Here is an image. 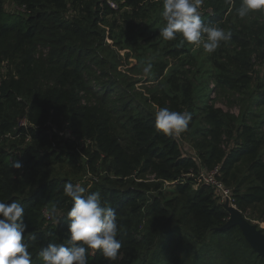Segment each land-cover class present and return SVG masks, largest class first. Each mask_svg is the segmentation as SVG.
<instances>
[{
	"label": "trees",
	"instance_id": "obj_1",
	"mask_svg": "<svg viewBox=\"0 0 264 264\" xmlns=\"http://www.w3.org/2000/svg\"><path fill=\"white\" fill-rule=\"evenodd\" d=\"M11 1L6 8L7 0H0V202L22 204L31 264H43L39 253L48 244L68 242L72 201L63 188L76 183L42 170L78 159V148L87 156L70 161L78 173H94L97 163L109 166V175L86 181V190L100 192L102 204L117 212L123 246L114 264H264L238 227H226L228 213L211 190L186 176L220 166L243 215L264 203V115L251 111L264 107V11L241 19L236 9L242 0H203L202 20L232 33L205 61L214 86L202 100L199 71L189 79L174 70L164 74L158 92L142 99L113 75L118 55L107 53L112 40L104 23L130 10L132 19L146 21L141 43L158 39L164 56L188 57L182 37L166 41L159 35L163 0H111L117 10L106 0ZM152 11H158L153 21ZM41 48L48 53L36 58ZM167 66L161 64L156 78ZM95 67L105 79L100 91L90 84L100 80L91 78ZM217 88L243 97L238 117L209 104L210 90ZM163 107L191 113L185 132L191 150L156 129L155 112ZM23 118L26 128L19 125ZM14 138L25 144L18 152L4 146ZM15 160L20 169L11 166ZM51 204L59 209L56 219L46 214ZM139 224L144 235L138 238ZM89 264L109 262L96 252Z\"/></svg>",
	"mask_w": 264,
	"mask_h": 264
},
{
	"label": "clouds",
	"instance_id": "obj_2",
	"mask_svg": "<svg viewBox=\"0 0 264 264\" xmlns=\"http://www.w3.org/2000/svg\"><path fill=\"white\" fill-rule=\"evenodd\" d=\"M203 0H163L161 13L165 25L159 35L166 41L182 37L186 41L212 54L221 42L231 40L232 33L214 23H205L201 18L200 7ZM264 11V0H242L236 13L243 19L252 12ZM152 65L143 67L148 76ZM192 119L187 111H173L168 107L155 112V127L166 136H179L188 131ZM20 169L22 164L14 161L11 165ZM65 196L72 206L67 213L69 239L67 244L50 243L39 253L43 264H89V256L99 252L109 264L114 262L122 248L118 239L119 226L114 208L103 205L100 192L87 193L80 184L66 183ZM56 219L59 209L51 204L46 213ZM57 223L59 221L57 220ZM28 225L24 222V208L18 201L0 202V264H31V253L25 242Z\"/></svg>",
	"mask_w": 264,
	"mask_h": 264
},
{
	"label": "rangeland",
	"instance_id": "obj_3",
	"mask_svg": "<svg viewBox=\"0 0 264 264\" xmlns=\"http://www.w3.org/2000/svg\"><path fill=\"white\" fill-rule=\"evenodd\" d=\"M11 2V0H7L6 8H9V3ZM18 8V6L13 7V9L16 10H18ZM151 15L152 18L150 20L153 21L154 17L158 15V11L155 13L152 11ZM145 23V20L139 22V18L132 19L130 10H124L117 15L109 16L106 18L104 28L109 32V34H111V40L113 41H108L107 45L109 46V48L107 50V53H112V55L116 53L118 55V59L116 61L118 70L117 76L112 72L115 78L120 82L124 81L129 85H133V87L131 86L132 89L131 87L130 89L136 94L137 97H141L142 99H144L145 96L150 92L154 93L155 91L158 92L160 90L161 84L164 81V74L168 76L171 71L179 70L180 73H178V76H181L183 74L189 79H192L195 72L199 71L196 74V77L199 81L201 94L203 96V98L201 99L205 100V95L207 94V86L209 85V89L214 86V83L212 80H210L208 74V71H210V67L207 66L205 62L209 58L210 54L205 53L202 46L200 48H195L194 45L189 44L188 48L190 49V55L188 57L180 56L175 59L173 57H166L164 56V52L166 49L163 47V45H156L158 39L146 42L144 44L140 42L139 31L143 27V25H145ZM152 32L153 30L148 32L149 34H147V36H150V33ZM140 45L143 46L140 47ZM39 53L45 56L48 52L46 51V49H38V55L36 58L39 57ZM141 63L143 64L141 65ZM144 63H151L152 65L151 73L148 76H145L143 73V67L146 66ZM160 63H166L168 66L167 69L164 70L163 75L159 78H156L158 75L157 70L161 66ZM100 70L101 68L95 67L92 68L91 73V78H95L98 80L100 79L99 81H90V84L96 89V91L101 90L99 82L105 81L104 78H101ZM119 94L120 92L113 93L110 98V103H113L112 101L115 98L118 99V97L120 96ZM241 98L243 97L239 94H236V91H225L222 88H217L210 90L209 104L213 105L217 109H221L226 113H231L233 116L238 117L243 109V106H241L240 102ZM139 101L143 103L141 99H139ZM251 111L258 115H264V107H256ZM175 137L179 140V144L182 147H185L187 150H191L189 145L192 144V142L189 134L183 133L181 136L179 135ZM24 145L25 144L23 143L22 138L7 139V142L4 144L6 148H12V151L15 152L20 151ZM86 150H88L89 152L92 150L90 144H87ZM73 157H78V159L63 160L62 163H59L42 171L47 172L50 177L69 179L76 184H80L86 189L89 187V185L86 183L88 179L95 178L94 180L97 181L99 177L101 178L109 175L108 164L101 165V163L96 164L97 167L94 173L90 171L85 173H78L75 165H71L70 161L78 163L81 161L80 158L83 157V160L84 158L86 159L87 156L85 157V155L80 152V149L78 148L75 156ZM240 170L244 171V168L241 167ZM146 179L147 181H150V183H153L152 177H147ZM163 186L165 190H172V187H170L168 184H163ZM246 218L252 226L259 229L258 224L261 221H264V203L256 206L254 209L249 211L246 214ZM136 232L138 238L139 235H144V233L142 232V224H139ZM114 263L115 262H112V264Z\"/></svg>",
	"mask_w": 264,
	"mask_h": 264
},
{
	"label": "built area",
	"instance_id": "obj_4",
	"mask_svg": "<svg viewBox=\"0 0 264 264\" xmlns=\"http://www.w3.org/2000/svg\"><path fill=\"white\" fill-rule=\"evenodd\" d=\"M108 6L117 10V4L114 1L106 0ZM19 125L21 127H28V123L25 118L19 120ZM67 132V131H66ZM63 133H59V136H62ZM68 138L73 140L72 136L68 133ZM29 140L27 136L26 141ZM189 179H192L196 185L207 186L214 197V199L221 205L228 213V220L230 218L229 210L238 211L246 220V215H243L238 209L237 202L235 197L232 194L231 189L227 188L221 180V168L220 166L214 167L213 169H206L203 167H199L196 171H191L188 175H186ZM259 229L255 227L257 230H260L262 234H264V221H261L259 224Z\"/></svg>",
	"mask_w": 264,
	"mask_h": 264
},
{
	"label": "water",
	"instance_id": "obj_5",
	"mask_svg": "<svg viewBox=\"0 0 264 264\" xmlns=\"http://www.w3.org/2000/svg\"><path fill=\"white\" fill-rule=\"evenodd\" d=\"M226 227H238L249 247L264 258V234L252 226L238 211L229 210Z\"/></svg>",
	"mask_w": 264,
	"mask_h": 264
}]
</instances>
